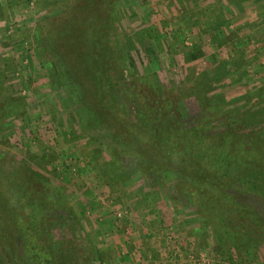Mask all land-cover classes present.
Returning <instances> with one entry per match:
<instances>
[{
	"label": "rangeland",
	"instance_id": "374dc122",
	"mask_svg": "<svg viewBox=\"0 0 264 264\" xmlns=\"http://www.w3.org/2000/svg\"><path fill=\"white\" fill-rule=\"evenodd\" d=\"M0 202V264H264V0H0Z\"/></svg>",
	"mask_w": 264,
	"mask_h": 264
},
{
	"label": "trees",
	"instance_id": "16d2710c",
	"mask_svg": "<svg viewBox=\"0 0 264 264\" xmlns=\"http://www.w3.org/2000/svg\"><path fill=\"white\" fill-rule=\"evenodd\" d=\"M85 39L87 40L86 44H88V40L91 39V37H86ZM84 45L85 44H83V46ZM79 49H81V48H79ZM78 51H80V50H78ZM80 59H81L80 62L78 61V63L80 64L79 67L77 68L75 66L74 70H78V69L81 70L83 68V64L85 63V59H82L81 57H80ZM87 61L90 64V66L92 67V65H93L92 59L89 60L87 57ZM82 70L85 72L88 71V69H82ZM164 99L165 98L158 97V102L160 101L159 103H161L160 105L165 106L166 107L165 110L167 109L166 111L164 110L163 114L161 112L156 111L154 113V115H152L153 117L151 119H149V117H148L149 113H144L146 111L141 110V112L138 115L140 121L137 120V122H138L137 125L140 126V124H142L145 128L148 129L147 130L148 134L151 136L153 143H157L160 146H167V149H168V142H169V139L171 137V134L170 135L166 134V132L164 131L165 129L163 127L161 129L160 128L161 125H159V124L160 123L164 124L165 119H167L166 120L167 122L172 121L173 120V118H172L173 114L175 115V113H172V112H174L173 111L174 110L173 105L170 108H168V104L165 103L166 100H164ZM173 123L176 124V126L172 127L174 129V132L187 131L186 134L183 135L184 140L187 142V144H184V141H182L183 139H181V143H179V144L177 143L176 146L173 147V148H178L179 152H180L178 154V161L175 164L176 170H174V172L176 171L175 172L176 176L177 177L179 176L178 180L179 181H185L187 183H194L195 182L194 180L196 178H197L196 180H199V179L202 180V179H206L204 177H210V178L214 177V174L218 173L217 167H220V163L221 164L226 163L229 160L230 156L226 153L221 152V151L217 152L218 150L214 149L217 145H215L214 140H212L211 138L206 137V136L205 137L200 136L199 134L197 135L196 133H194L191 130L188 131V129H183L182 125L180 123H177L176 121H173ZM179 140H180V138H179ZM187 145H189V147L186 148ZM207 150H208V152H207ZM173 151H174V149H171L170 152L166 151V155L162 154L163 160L164 161L173 160L174 153H175ZM189 166L192 167L193 169L191 170V168ZM203 166H205V167H203ZM187 168H189V170H188L189 172L186 171ZM227 171H228V169H226V172ZM192 173L198 174V177H197V175L190 177V175H192ZM192 178H193V180H192ZM3 208H4V205L2 202H0V213H2L3 215L8 214V216H10V217H11V215H14V213L6 211ZM29 222L30 221H28V223ZM29 227H31V225H28L26 228H29ZM28 235H29V232H28ZM12 238L14 240L15 237L12 236ZM13 242H14L13 243L14 245L17 244L16 240H14Z\"/></svg>",
	"mask_w": 264,
	"mask_h": 264
}]
</instances>
